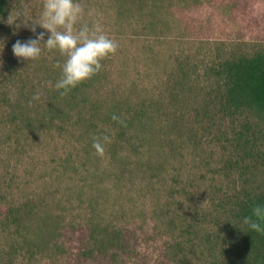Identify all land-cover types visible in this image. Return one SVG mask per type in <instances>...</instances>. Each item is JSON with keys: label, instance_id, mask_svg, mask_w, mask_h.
Returning a JSON list of instances; mask_svg holds the SVG:
<instances>
[{"label": "rangeland", "instance_id": "rangeland-1", "mask_svg": "<svg viewBox=\"0 0 264 264\" xmlns=\"http://www.w3.org/2000/svg\"><path fill=\"white\" fill-rule=\"evenodd\" d=\"M80 2L92 12L85 21H99L117 52L103 61V78L81 112L56 119L48 131L12 135L1 118L9 109L0 105L1 214L7 206L26 208L21 225L47 247L29 250L26 230L0 222V264H171L173 254L205 264L202 239L215 221L229 219L218 202L241 184L235 172L220 171L241 122L216 117L211 123L200 112L202 95L185 103L177 89L173 99L170 79L186 63L193 70L190 90L199 95L217 57L264 48V0ZM41 6L42 0H10L9 34L35 39L43 31L34 24ZM5 52L0 44V75ZM44 91L38 88L41 98ZM126 99L161 109L145 131L117 139L105 117ZM104 136L110 142L101 156L92 143ZM259 168L256 180L264 182ZM55 224L59 235L52 242ZM112 234L121 235L113 248L81 256L84 245L107 244Z\"/></svg>", "mask_w": 264, "mask_h": 264}, {"label": "trees", "instance_id": "trees-1", "mask_svg": "<svg viewBox=\"0 0 264 264\" xmlns=\"http://www.w3.org/2000/svg\"><path fill=\"white\" fill-rule=\"evenodd\" d=\"M9 6L10 0H0V41L6 48L1 58L5 70L0 75V105L3 104L9 109L1 113L2 124L15 136H21L25 132L48 131L57 123L56 119L65 122L72 111L81 112L80 106L83 107L90 101L97 83L101 82L103 68L92 79L73 89L69 95L61 96L52 85L60 76V70L55 64L62 57L50 60L47 55H42L39 61L27 64L13 55V44L17 40H23L9 34ZM56 56L60 55L55 52ZM215 61L204 75L212 77L199 95L190 90L189 82L193 79V70L186 63H180L177 74L170 79L171 93L176 95L174 91L178 89L185 103L191 100L195 102L202 95L201 101L204 103L200 112L211 123L216 117L230 118L232 124L241 122L240 130L234 131V137L230 141L233 155L220 169L221 172H235L238 175L236 180L241 184L238 187L234 184L233 192L226 193V197L219 200L220 211L227 212L229 219H218L215 221V228L206 232L201 243V260L204 259L205 264H264V228L258 229L244 223L245 217L251 213L252 202L264 199V182L256 180L261 170L259 166L264 167V48L232 53L226 57H217ZM42 87L45 97L32 101L34 93ZM192 92L194 93L191 94ZM177 98L176 95L173 99ZM154 105L132 103L126 99L114 106V110L107 113L105 119L111 124L110 127L117 130V139H122L131 132L145 131L146 126L155 118L153 115L161 109L157 103L155 107L158 109L155 111ZM113 115L118 119L113 120ZM3 210L0 205V214ZM27 211L20 205L7 206L5 213L0 215V222L4 226H15L17 232L20 229L26 230L28 233L24 236V245L29 250L43 253L47 249L44 245L45 238H40L43 241L32 238L28 227L21 225ZM53 229L54 234H49L52 242L59 235V226L55 224ZM39 234L42 235L43 230ZM92 237L90 232V240ZM120 240V234H112L109 243H95L92 248H89V244L84 245L80 254L83 258H92L95 251L99 253L104 249L109 250ZM178 245L180 251L185 250V247ZM11 249L15 248H10L11 253L14 252ZM170 258L171 264H192L183 261L178 254H173Z\"/></svg>", "mask_w": 264, "mask_h": 264}, {"label": "clouds", "instance_id": "clouds-1", "mask_svg": "<svg viewBox=\"0 0 264 264\" xmlns=\"http://www.w3.org/2000/svg\"><path fill=\"white\" fill-rule=\"evenodd\" d=\"M86 15L91 16L92 12H86L80 0H42L41 11L34 24L43 31L35 39L17 40L12 46L13 55L27 64L39 61L45 51H55L63 57V63L55 64L60 76L52 85L61 96L69 95L80 84L96 76L103 68L102 62L117 52L116 41L102 24L99 21L89 24L85 21ZM31 31L35 33L36 28ZM0 44L3 50L4 44ZM40 96L39 92L34 93L32 101H39ZM112 119L118 118L113 115ZM108 142V136L102 140L94 138L92 147L102 156ZM244 223L264 228V199L252 202L251 213L245 217Z\"/></svg>", "mask_w": 264, "mask_h": 264}]
</instances>
